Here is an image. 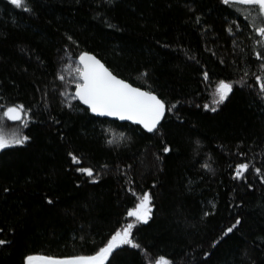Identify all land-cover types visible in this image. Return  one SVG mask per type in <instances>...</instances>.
Segmentation results:
<instances>
[{
	"label": "trees",
	"instance_id": "obj_1",
	"mask_svg": "<svg viewBox=\"0 0 264 264\" xmlns=\"http://www.w3.org/2000/svg\"><path fill=\"white\" fill-rule=\"evenodd\" d=\"M28 6L32 11L23 12L0 0V104L23 103L33 113L23 129L31 139L0 151V239L11 241L0 246V264H23L34 253L92 254L135 206L129 187L153 196L152 219L133 230L153 255L174 264H264V185L254 173L251 189L232 179L238 151L264 167V99L237 85L217 112L196 107L210 100L204 71L213 82L239 80L245 67L257 72L259 62H243L254 60L248 33L224 31L233 18L243 24V16L220 0H30ZM68 35L79 47L69 45ZM66 46L76 55L95 54L119 77L179 102L177 109L149 134L92 115L76 101L68 108L55 79ZM69 151L99 173L97 183L75 171ZM205 162L211 171L201 167ZM237 218L241 225L221 240ZM111 264L143 258L125 246Z\"/></svg>",
	"mask_w": 264,
	"mask_h": 264
},
{
	"label": "snow or ice",
	"instance_id": "obj_2",
	"mask_svg": "<svg viewBox=\"0 0 264 264\" xmlns=\"http://www.w3.org/2000/svg\"><path fill=\"white\" fill-rule=\"evenodd\" d=\"M111 2V0H107ZM8 3L23 12H31L32 9L28 6L30 0H8ZM222 5L234 10L237 14L242 15L244 23L237 22L236 19H231L224 31L234 37L237 34L248 33L246 39L250 40L252 55L254 60L243 59L245 64L258 63L256 73L251 72L245 67L239 80H228L219 78L213 82L210 73L204 71L202 73L205 89L208 90L210 100L202 106L197 104L196 107L203 109L206 112H217L221 105L229 99L233 94L234 88L239 85L241 88L248 87L257 92V95L264 99V0H220ZM196 24L200 23L199 17L195 20ZM111 27V25H109ZM69 45L79 47L78 42L71 36H67ZM236 41L233 40L235 46ZM168 47V45H164ZM243 52V49H240ZM66 63L64 69L56 74L55 79L64 85V90L59 91V95L64 97L66 106L72 108L73 101L84 106V110L95 116L111 117L119 121H128L134 125H138L145 132L154 134L162 126V121L167 113H173L177 109L179 102L169 104L168 101L162 99L149 86L148 89L133 86L132 83L125 79L119 78L116 74L109 70L95 54L88 51H80L78 55L71 52L69 47H65ZM215 55V53H213ZM189 59L195 57L189 56ZM221 64L226 62L221 59ZM64 71H68L70 79H66ZM148 73L143 72L141 77H147ZM254 80V85L248 83V79ZM214 83V87H212ZM68 87L74 88V91L68 92ZM46 96V93L42 94ZM47 107V105H45ZM31 107H26L23 103L15 104H0V151L25 145L31 138L24 134L23 129L29 126L32 120ZM15 127L9 128V123ZM120 138H124V133H120ZM116 139H108V144H114ZM199 145V141H196ZM172 151L171 146L165 145L163 148L164 154ZM68 157L71 163L77 165L75 171L83 176H86L91 183L98 182L99 173L93 167L80 166L83 163L82 157L72 151L68 152ZM237 157H241V162L235 163L232 166V179L246 183L248 188L253 186L248 182V175L254 173L259 177L260 184L264 185V167H255L246 159V154L243 152L235 153ZM159 159V157H157ZM101 167L106 168L107 165ZM130 167V166H129ZM211 171V165L207 162L201 165ZM131 184V181H129ZM79 187V185H77ZM155 187V185H153ZM5 192L9 189L5 188ZM128 191L136 198L135 206L129 208L125 222L111 232L92 254L89 255H70V256H50L39 254H26L23 257V264H111L115 253L118 250L128 248L137 250L143 258V264H174V261L163 254L153 255L150 250L137 242L134 237V229H138L141 224H148L153 215V196L150 191H144L142 194L129 187ZM48 205H53L54 201L51 198H46ZM215 205L213 204V208ZM205 216L209 212L204 213ZM242 221L237 218L235 222L224 230L223 236L227 237L238 229ZM4 229L0 228V232ZM220 240L213 243V247L219 244ZM11 243L10 240L0 239V246ZM209 253H205V258Z\"/></svg>",
	"mask_w": 264,
	"mask_h": 264
},
{
	"label": "rangeland",
	"instance_id": "obj_3",
	"mask_svg": "<svg viewBox=\"0 0 264 264\" xmlns=\"http://www.w3.org/2000/svg\"><path fill=\"white\" fill-rule=\"evenodd\" d=\"M57 60H58V66H57V73H58V72H60L61 70L64 69V66H65V63H66L65 50L60 51V53L58 54ZM64 75H65L66 79H70L68 71H64ZM63 90H64V85H63V89L61 91H63ZM67 90H69V87H68ZM61 99L66 104V101H65L64 97H61Z\"/></svg>",
	"mask_w": 264,
	"mask_h": 264
},
{
	"label": "water",
	"instance_id": "obj_4",
	"mask_svg": "<svg viewBox=\"0 0 264 264\" xmlns=\"http://www.w3.org/2000/svg\"><path fill=\"white\" fill-rule=\"evenodd\" d=\"M93 54V53H92ZM98 58V57H97ZM99 59V58H98ZM102 63H103V61H101ZM106 66V65H105ZM107 67V66H106ZM110 70V69H109ZM111 71V70H110ZM114 73V72H113ZM115 74V73H114ZM118 76V75H117ZM119 77V76H118ZM119 78H121V77H119ZM123 79V78H122ZM129 82V81H128ZM133 86H137V85H134L133 84ZM137 87H140V86H137ZM142 88V87H141ZM142 89H144V88H142ZM83 106V105H82ZM90 113V112H89ZM91 114V113H90ZM93 115V114H92ZM98 117H100V116H98ZM102 118H108V119H111V120H116V119H114V118H111V117H102ZM116 121H119V120H116ZM119 122H128V121H119ZM128 123H131V122H128ZM132 124V123H131ZM34 254H36V253H34ZM39 255H45V254H39ZM50 256H56V255H50ZM68 256H70V255H68ZM57 257H61V256H57Z\"/></svg>",
	"mask_w": 264,
	"mask_h": 264
}]
</instances>
